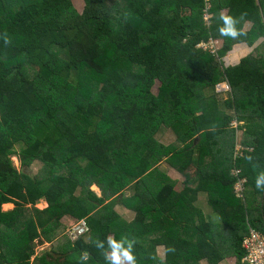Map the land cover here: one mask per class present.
Returning <instances> with one entry per match:
<instances>
[{
    "label": "trees",
    "instance_id": "trees-1",
    "mask_svg": "<svg viewBox=\"0 0 264 264\" xmlns=\"http://www.w3.org/2000/svg\"><path fill=\"white\" fill-rule=\"evenodd\" d=\"M82 2L0 0V264H110L109 240L132 242L136 264H244L243 237H264V0ZM210 39L215 54L199 46ZM240 43L252 51L224 66ZM66 217L88 232L69 241Z\"/></svg>",
    "mask_w": 264,
    "mask_h": 264
},
{
    "label": "rangeland",
    "instance_id": "rangeland-1",
    "mask_svg": "<svg viewBox=\"0 0 264 264\" xmlns=\"http://www.w3.org/2000/svg\"><path fill=\"white\" fill-rule=\"evenodd\" d=\"M72 4L74 5L75 9L77 11H81L82 10V7H83V2L82 0H72ZM249 23L247 22H244L242 24V28L243 29H248L249 27ZM258 44V43H257ZM236 45V44H235ZM233 45V51H230L228 53H226L225 56H223L221 58V61L223 63L224 66H227V61L231 62L233 60H228L231 55H234V54H238L239 52L243 53V55L246 53V55L248 53H250L253 49V47H248L246 44L244 43H240V44H237L236 46ZM222 46V40H218V47L220 48ZM236 55H234L235 57ZM245 56V55H244ZM232 64H234V62H232ZM220 84V83H219ZM157 87H158V82H156L154 84V86L152 87V92L153 93H156L157 91ZM226 91H223L221 88H218L216 89V93H218L217 97L222 100V99H225L227 97V94L225 93ZM235 124V123H233ZM156 139L157 141H159L161 144H163L164 146H171L172 143H174L175 141V137L173 135V133L170 131V130H164L163 132H159L157 133L156 135ZM11 160H12V163L13 165L17 168V169H20V163L17 159L16 156H12L11 157ZM166 164L162 163L161 164V169L167 174V176L169 177V179L171 180H174L175 182H177V189L179 188L180 184L182 183L183 181V177L177 172V170L173 167H168V166H165ZM163 166V167H162ZM40 169V165L36 164V163H33L28 171H30V173L32 174H35L39 171ZM61 173L63 172H66L68 170V168H61ZM60 171V167L56 170V173H59ZM238 186V184L236 185ZM91 189L93 191H95L97 194L99 193L98 191V188L94 185L91 186ZM233 193L235 194V190H233ZM235 197L236 198H240L241 197L237 194H235ZM242 200V199H241ZM201 211L203 214L207 215L209 214L211 219L215 220V221H218V217L211 213V209L209 207V205L207 204L206 202V196H200V199L194 203ZM36 208L38 209H42V208H45L46 207V202L44 200H39L36 205H35ZM2 210L4 211H8V210H11L13 208V205L10 204V205H2L1 206ZM114 210L116 212H118L124 219L126 220H130L132 217H133V214L128 212L125 208H123L121 205L117 204L115 207H114ZM210 219V218H209ZM75 220H63L62 219V224L64 225L65 229L63 231V234L65 235V232H66V229L72 224L74 223ZM35 249H36V252H40L42 250H44L45 248L48 247V244L47 243H43V244H40L41 243V240H40V243H37L35 241ZM157 254L160 258H163V255H164V249L163 247H157ZM108 255L109 257L111 256V252H108ZM121 263L122 264H126L125 261H123V259H121ZM201 264H206L204 261L201 262ZM220 264H235V258L232 257V256H228L227 258H225L222 262H220Z\"/></svg>",
    "mask_w": 264,
    "mask_h": 264
},
{
    "label": "built area",
    "instance_id": "built-area-1",
    "mask_svg": "<svg viewBox=\"0 0 264 264\" xmlns=\"http://www.w3.org/2000/svg\"><path fill=\"white\" fill-rule=\"evenodd\" d=\"M206 2V8H208ZM204 19H208L210 15L204 14ZM199 46L207 50L211 54H215L218 47V39H210L206 43H200ZM221 88L223 91H228L229 86L226 82H222L216 85V89ZM238 184V186H236ZM244 179L237 181L233 185L235 194L242 197V191L244 189ZM88 232V226L84 219L75 220L65 232L66 237L69 241L73 242L80 236ZM241 248L244 254L241 258V262L244 264H264V237L257 231L249 229L247 235L241 240Z\"/></svg>",
    "mask_w": 264,
    "mask_h": 264
},
{
    "label": "clouds",
    "instance_id": "clouds-1",
    "mask_svg": "<svg viewBox=\"0 0 264 264\" xmlns=\"http://www.w3.org/2000/svg\"><path fill=\"white\" fill-rule=\"evenodd\" d=\"M221 19L224 22V26L219 29L220 34L235 37L237 32L233 27L235 23L233 19L227 16L221 17ZM255 184L258 189L264 186V172L257 175ZM108 244L111 249L110 264H121V259H123L126 264H136L135 258L132 254V242L109 240ZM85 258V256L81 257V259ZM106 259L109 258L106 257Z\"/></svg>",
    "mask_w": 264,
    "mask_h": 264
},
{
    "label": "crops",
    "instance_id": "crops-1",
    "mask_svg": "<svg viewBox=\"0 0 264 264\" xmlns=\"http://www.w3.org/2000/svg\"><path fill=\"white\" fill-rule=\"evenodd\" d=\"M247 23H249V22H247ZM250 24V23H249ZM248 27H250V25L248 26ZM249 29V28H248ZM244 30H247V29H244ZM237 45V44H236ZM235 45V46H236ZM230 51H233V47L231 48V50ZM229 51V52H230ZM234 55H236L235 57H234ZM234 55H231V57L228 59V60H233V61H231V62H229V61H227V64L229 65V66H231V65H234V64H236V63H238V61L240 60V58L241 57H243L244 55H246V53L243 55V53H241V52H239L238 54L236 53V54H234ZM232 62H234V64H232ZM227 65V66H228ZM200 199V197L198 198V200ZM4 205H10V204H4ZM118 213V212H117ZM205 215V214H204ZM205 216H209V214H207V215H205ZM63 220H69V221H71L72 219H70V218H63Z\"/></svg>",
    "mask_w": 264,
    "mask_h": 264
},
{
    "label": "water",
    "instance_id": "water-1",
    "mask_svg": "<svg viewBox=\"0 0 264 264\" xmlns=\"http://www.w3.org/2000/svg\"><path fill=\"white\" fill-rule=\"evenodd\" d=\"M36 242H37V243H40V239H37ZM35 244H36V243L33 242V243H32V247H35Z\"/></svg>",
    "mask_w": 264,
    "mask_h": 264
}]
</instances>
